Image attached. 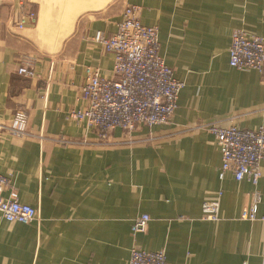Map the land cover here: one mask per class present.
I'll return each instance as SVG.
<instances>
[{
	"label": "crops",
	"instance_id": "obj_1",
	"mask_svg": "<svg viewBox=\"0 0 264 264\" xmlns=\"http://www.w3.org/2000/svg\"><path fill=\"white\" fill-rule=\"evenodd\" d=\"M126 4L157 25L159 54L184 86L168 123L115 128L106 144L68 113L84 106L86 66L113 76V55L90 38L113 33ZM26 9L35 21L15 28ZM236 29L264 38V0H0V124L21 107L33 134L0 130L3 195L13 188L37 209L27 224L0 214V264H127L133 245L163 249L169 263L264 264V159L256 186L230 171L219 179L207 129H264V78L228 62ZM218 190L220 219L203 220L201 204ZM255 192L258 218L242 219ZM142 213L150 219L133 234Z\"/></svg>",
	"mask_w": 264,
	"mask_h": 264
},
{
	"label": "built area",
	"instance_id": "obj_2",
	"mask_svg": "<svg viewBox=\"0 0 264 264\" xmlns=\"http://www.w3.org/2000/svg\"><path fill=\"white\" fill-rule=\"evenodd\" d=\"M23 4L25 0H14ZM141 6L126 4L121 10L116 30L107 34L95 30L91 41L113 55L110 78L101 76L98 67H85V81L81 86L84 106L69 111L74 120H84L94 130L101 143H110L111 132L119 128L130 134L137 126L151 127L168 123L176 108L177 98L184 86L174 76L159 54L157 25H145L140 20ZM35 21V12L26 9L15 22V28L22 29ZM229 65L240 70H256L264 78V38L236 29L231 34L228 48ZM19 74L31 75L32 71L20 65ZM7 129L17 136L33 135L27 129V112L17 108L8 124H0V130ZM207 129L214 135V142L221 155L219 179L230 171L235 180L246 178L254 186L261 176L260 164L264 159V129L241 128L235 124L222 126L209 124ZM39 138L43 135L38 134ZM55 142L65 144L64 137ZM9 178L0 174V214L9 222L29 223L37 216V209L20 203L16 192L10 189L4 196ZM222 191L201 204V218L207 221L220 219ZM260 195L255 192L253 199L243 207L240 217L254 221ZM150 217L146 213L136 216L131 224L133 234L144 231ZM127 264H178L166 261L165 251H146L133 245ZM188 264V263H181Z\"/></svg>",
	"mask_w": 264,
	"mask_h": 264
}]
</instances>
